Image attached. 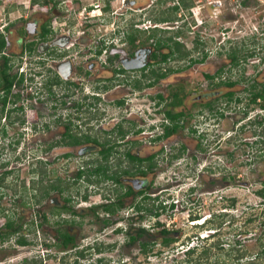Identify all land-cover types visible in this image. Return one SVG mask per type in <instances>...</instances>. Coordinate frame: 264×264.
I'll return each instance as SVG.
<instances>
[{"label": "rangeland", "instance_id": "obj_1", "mask_svg": "<svg viewBox=\"0 0 264 264\" xmlns=\"http://www.w3.org/2000/svg\"><path fill=\"white\" fill-rule=\"evenodd\" d=\"M105 1L48 0L44 5L42 0H0V32L6 39L9 69L25 78L11 88L9 111H0V173L6 172L0 183V234L6 218L18 226L16 234L0 239V264H177L186 259L183 251L191 246L194 252L188 257L196 258L205 250V264H264V100L257 101L263 107L247 100L249 85L264 82V0H185L188 7L178 10L177 21L158 26L179 29L177 39L185 49L197 45L190 56L199 59L203 50L206 57L200 63H188L187 58L153 63L147 52L144 70L132 67L120 73L114 71L121 67L120 60L141 48L120 42L122 32L129 23L141 29L153 26L147 18L172 2L109 0L108 9L102 11ZM33 21L48 22L51 33L46 42L36 41L28 54L20 44L35 39L25 29ZM167 35L170 32L163 36ZM98 48L101 52L96 55ZM232 49L237 56L234 65L227 54ZM56 57L71 60L77 67L72 75L78 78L82 66L92 64V82L83 81L74 95L63 86L45 89L47 76L53 77L47 69L54 73L48 65ZM175 67L178 71L168 72L151 86L133 87L135 80L145 82L142 74L148 76L150 68ZM204 73H218L222 82L231 80L234 85H214L216 78L209 81ZM230 89L238 103L223 95ZM214 90L218 96L212 95ZM91 91L97 98L92 101ZM174 91L181 99L174 110L183 112L185 127L152 140L160 132L163 110ZM13 94L18 99L11 102ZM75 100L78 110L70 107ZM117 100L122 103L116 105ZM207 101L209 108L204 105ZM91 102L87 114L86 104ZM259 119L261 123H255ZM117 123L137 143L115 146L105 164L118 173L125 164L124 150L142 157L155 154L140 200L142 207L159 211L156 218L143 211L140 220L123 219L128 216L125 209L138 199L131 196L121 197L127 208L106 217L108 223L101 221L98 217L104 212L96 207L93 214L88 206L116 199L129 181L122 178L117 185L93 172V163L101 162L97 149L79 152L81 146L61 144L67 124L72 132L104 141L116 138ZM182 144L184 152L171 158ZM78 171L82 176L76 179ZM54 178L66 188L57 200L54 190L42 196L43 180L54 182ZM61 196L71 201L64 203ZM62 204H68L71 213L52 208ZM155 220L158 224L152 225ZM134 221L146 229L138 240L149 243L146 253L139 251L136 241L128 243L122 231ZM57 227L69 230L74 246L54 245ZM161 228L173 238L167 245L160 242ZM20 236L26 243L14 241ZM80 250L82 255H77Z\"/></svg>", "mask_w": 264, "mask_h": 264}, {"label": "flooded vegetation", "instance_id": "obj_2", "mask_svg": "<svg viewBox=\"0 0 264 264\" xmlns=\"http://www.w3.org/2000/svg\"><path fill=\"white\" fill-rule=\"evenodd\" d=\"M44 23L45 22H39V23L36 22L35 23V21L26 23V25H25L26 31L32 32V35H33V37H35V39H32L30 41L21 43L20 47H21L22 51H24V52H26L28 54L32 53L34 51L36 41L46 42L48 40V37H49L50 33H47L45 38H41L39 36V33L41 32V26ZM122 43H125V42H122ZM30 45H31L32 48L28 49V46H30ZM5 47H6V45H5ZM140 47L141 48L135 50L131 55H129V57H123L120 60L121 67L116 68L114 70L115 73L122 72L124 68H132V67H134V69L137 68V70H141V68L143 66L146 68V66L143 65V64H148L149 63V62L145 63V60H144V58H146L147 52H149L148 56H147L148 60H154V59H151V57H150V53L152 51L151 47H149L148 45H143V46H140ZM142 47H146V48H142ZM149 48H151V50ZM98 49L101 52V48H98ZM98 49H96V50H98ZM96 50L94 51V54L98 55L100 52L96 53ZM2 54H4L9 59V57L4 53V50H3ZM58 55H60V54H58ZM185 58L188 59V63H196V62H191L190 61L189 58H193L192 56H186ZM0 60H1V63H2L1 55H0ZM167 61H169V59ZM180 61H182V60H180ZM51 62H53V64H49L48 67L54 69V73L51 72V70L47 69L46 73H51L53 75V77L52 76H47V80L44 82L45 89L50 90V88H51L50 86H52V85L63 86L64 89L65 88H71L70 92L74 95V94L78 93V90H81L83 88V86H84L83 81H85V83H87V84L92 82L93 76L91 75V72H89L91 70V68H92V64H87V65L84 64L82 66L83 68L80 69L81 76L78 78V76H73L72 75L73 74L72 73L73 72L72 69L73 68L76 69L77 67L72 65L71 60L64 59L62 57H59V58L56 57V59H52ZM161 62H163V61H161ZM38 63L41 64V65L44 64L43 60L38 61ZM175 68H177V67H175ZM162 69H165V68H162ZM8 72L10 74L16 73V72H10V69L8 70ZM35 72L37 73L38 71H35ZM35 72L32 73V74H35ZM173 72H176V71H173ZM16 74H17V76H16L13 84L10 87L9 94L11 92V88H12L13 85H16V84L19 85V84H21L23 82V79H25L23 77L22 73H16ZM204 74H207V73H204ZM204 74H203V76H204ZM19 75H22V81L20 83L17 82V79H18ZM208 75L211 76L210 79L206 78L205 76L204 77H205V79H207L209 81H211L213 78H216L215 82H213L214 85L224 84V82H222V80L220 78L221 76H219L218 73H216L215 75L214 74H208ZM217 75H218V77H217ZM135 81L137 82L139 80H135ZM252 84H250L249 88H248L249 92H248L247 100L250 103H258V105L260 107H263V104H261L260 102H257V101L264 100V82L260 83V84L255 83L256 84L255 88L251 87ZM232 85H234V83ZM231 86H227V87H231ZM91 88H92V85H91ZM136 89H138V88H136ZM260 89L262 91V96L261 97H256L255 101H251V99H250L251 92L254 91V90L260 91ZM9 94H8V96H9ZM210 94L211 93H209V95ZM214 94L218 96L216 90H214V93H212V95H214ZM234 94H235L234 90L230 89V90H227L223 95L226 97V100H228V101L229 100H233L236 103H238L240 99L238 98V96H235ZM89 95H90L91 101L94 98H96V97H94V95L96 96V94H94L92 91L89 93ZM157 95H160V94H156L157 101L158 100L161 101L162 96L160 95V97H158ZM8 96H7V98H8ZM15 96L16 95L13 94V98L12 99H18V96L17 97H15ZM207 96H208V93H204L203 94V97H207ZM170 98H171V100L167 104V106H166L167 108H165V110H163L162 117L160 119L161 120V122L159 123V126L161 127L160 132L158 134H155L153 136L152 140H160V139L167 138L168 136H170L173 133H175L178 128H184L185 127V124H184L185 116H183V112L182 111L178 110V112L179 111L182 112V115H181V117H180V119L178 121V124H180L181 127L179 126L176 129L175 132H173V133H171V134H169V135H167L165 137L156 138V136L159 135L163 131L164 127L172 126L173 121L167 117L166 112L167 111L171 112V113L175 112L176 110H174V107H177L179 104L178 105H173V98H174L173 97V92L171 93V97ZM7 101H8V99H7ZM7 101L5 103V107H4L3 110L8 112L10 108H8V106H7ZM121 103H122V101H121ZM121 103L117 104L115 102L116 105H119ZM91 105H92V102L90 104H86V109H87L86 113L87 114H89L88 109L91 108ZM204 105L207 108H209L210 107V102L207 101ZM70 107L72 109H74V110H78L79 103L75 100L74 102L70 103ZM16 109H20V106L16 107ZM76 121L78 122V118H76ZM255 123H257V124L261 123V119L256 120ZM64 128L65 129H64V132H63V135H62V137H63L62 139L63 140L61 141V144L69 145V146H73V147L81 146L79 148V152H83V151L90 150V149L91 150L97 149V150H95V152H96V154H98V159H99V161L101 160V162H99V163L94 162L92 171L96 172V173H100L99 175H101V179L102 180L111 181L113 184H117V185H121V179L122 178H124L127 181H129V184H127L124 187V190L120 194L116 195V199L113 200V198L110 197V198H107L104 203L89 205L88 207H89V211L90 212H92L93 214H94V212L97 213L95 211V208L96 207L100 208V210L102 212H104L105 216H99V217L97 216V217L101 221H103L105 223H108V220H107L108 218H106V217H108L111 214H113L117 209H125V208H127L123 204L124 199H123V201H121V199L123 197L138 196V199L136 201H133V203L128 205V208L125 209V211L127 212L128 216H126V217L124 216V218H123L122 217L123 215H121L119 217H122L123 219L127 218L128 220L129 219L132 220V218L140 220V218L142 217V212L143 211L144 212L147 211L149 214H151L153 216V218L154 217L156 218V217L159 216V211H157V209H151L150 210L149 208L142 207V203H141V200H140V198L142 196H145V193H146V189H147L148 184L145 181V175H146L147 172L151 171L152 167H154L153 165L155 164V161L153 160V158H154L155 154H150L148 156L142 157L138 153L136 154V153L130 152L129 150L126 149L122 153V157L125 158V164H124L123 167H121L119 169V172L117 173L115 171L108 170V168H107V166L105 164L107 159H108V157H110L111 153L113 152V148L115 146H117V145L119 146L120 144H125L127 142H129L131 144L137 143L136 139L129 140L126 137V132H128V130H124L121 127L120 123L115 124V128H113V130H115V132H116V138L115 137H112L113 139L106 138V139H104V141H99L97 138L93 137L92 135H90L88 133H85V132H80L78 130H77V132H72L71 129H70L69 124L65 125ZM120 130L123 131V132L121 133ZM189 131L190 132H194L196 130L193 129V128H189ZM133 132L137 133V132H139V129H135ZM75 138H79V142H72V141H74ZM93 138H95L96 141H94ZM263 142H264V139H263ZM53 143H55V142H53ZM59 143H60V141H59ZM184 150H185V146L183 144L180 145V149H179L178 154H175V155L171 156V158L179 157V154L184 152ZM126 153H128L131 156V158L128 155H126ZM108 171H110V172H108ZM5 173L6 172H1L0 175H5ZM80 176H82V172L78 171L76 173V179L80 178ZM102 180H100V181H102ZM44 181L45 180H43V184H42L43 185L42 196H47L50 190H54L55 194L53 196V200H55V199L57 200L56 196L62 195V192L64 191V189H66L64 186L56 183V178H54V182H52V180H47L46 182H44ZM87 181L89 182L90 180H87ZM194 185H193V187L192 186L188 187L189 192L194 190V187H196ZM259 193L262 196V191L259 192ZM83 197H85V196L83 195ZM62 198H63V201L65 200L64 203H66V202L68 203V201H71V200H69L68 196L67 197H62ZM263 204H264V202H263ZM67 205H65V204H62V205H59V206L56 205V206H52V208L55 209L56 211L60 209V211L71 213V209ZM159 208L161 209L163 207L159 206ZM128 209L130 211L129 213L127 211ZM52 211L53 210L51 209V212ZM194 219H197V218H191L190 220H194ZM5 220L3 221L2 225H4ZM58 221L61 222V221H65V220L60 219ZM194 223H199V221L195 220ZM157 224H158V221H156V220L154 221V223H152V225H157ZM118 227L119 226H116V228H114V229H116L117 231L120 232L121 228L120 227L118 228ZM122 231H124V234H125V237L127 239V242L131 243V242H135L136 241L137 244H138L139 251H141L140 250L141 249V246H140L141 242H139L138 240H139V238H141V236L143 234H146V229L144 228V226H142L141 223L139 224L138 222L134 221L132 225H131V222L128 223V226L123 228ZM65 232L68 235L72 236L73 244H74V236L69 232V230L66 229V228L61 230V228L57 227V229L55 230V233H56L55 244H54L55 246H58V247L62 248V246H61L62 236L61 235L63 233H65ZM12 235L13 234H10V236H12ZM129 236H134L135 239H133L132 241L128 240ZM3 238H0V239H3ZM17 238H19V237H16L14 239L15 242H16ZM18 244H20V243H18ZM64 248H66V247H64ZM148 251L149 250H147L146 252H148ZM78 252H81V255H82V250H80ZM78 252H77V255H79Z\"/></svg>", "mask_w": 264, "mask_h": 264}, {"label": "trees", "instance_id": "obj_3", "mask_svg": "<svg viewBox=\"0 0 264 264\" xmlns=\"http://www.w3.org/2000/svg\"><path fill=\"white\" fill-rule=\"evenodd\" d=\"M38 0H31V3H35ZM43 4L46 5L48 3V0H42ZM160 3L164 2L165 0H158ZM172 4H169L167 6L164 7L163 10H160L159 13H157L155 16L153 17H149L147 18V20H149L150 22L152 21V25L153 26H147L144 29L141 28H137L132 26V23H129L128 25V30H124L122 32V35L119 37V41L121 42H125L126 44H128L130 47H136V46H143V45H148L149 47L152 48V51L150 53V57L151 59H154L153 63H160L161 61L165 62L168 59L171 60H175V61H180L183 60L186 56H190L191 50H195L197 48V45H193L191 49H185L184 44L179 41V39H177L180 35V30L179 29H175L172 30L173 28H160L158 26V24L160 23H170V22H175L178 20V10L181 8H186L188 7V3L185 0H171ZM109 7V0H106L103 4V6L101 7V10L104 11L106 9H108ZM170 32V35L167 36H163L164 33ZM47 33H51L50 28L48 27V22L44 23L41 26V32L39 33V36L41 38H45ZM143 36L142 39H140V37ZM6 45V40L4 38V34L0 32V55L2 58V63L0 65V111L2 112V110L5 107V103L7 101V96L9 94L10 91V87L13 84L17 74H10L8 72L9 68H10V62L9 59L2 54L4 48ZM31 45L28 46V49H31ZM161 49H164V51H160ZM200 58H189L191 62H201L205 57H206V52H204L203 50H200ZM100 50H96V53H99ZM228 57L230 58V62L231 64H236L237 63V56H236V52L235 50H231L228 53ZM148 65V64H147ZM144 66L141 68V70H144ZM162 69V68H161ZM178 68H165L162 69L161 71H156L153 68L149 69V75L146 76L145 74H142L145 82H143L141 85L139 84L140 82H135L133 84L134 88H141L142 86H150L152 85V83L165 76L168 72H173V71H177ZM204 76L208 79H210V75L208 74H204ZM140 80V79H139ZM22 81V75H19L17 82L20 83ZM234 83V81H226L224 82L225 85L227 86H231ZM252 88L256 87V84L253 83ZM17 97L18 95L15 94ZM158 97H160V95H157ZM262 96V91L260 89V91H252L251 92V96L250 99L251 101H255L256 97H261ZM173 105H178L181 102V99L177 96V93L174 91L173 92ZM97 99V98H96ZM16 99H11V102H13ZM116 103H121L120 100H117ZM166 115L169 119H171L173 121L172 126L169 127H164L163 131L156 136V138H160V137H165L173 132L176 131V129L181 125L178 124V121L182 115V112H166ZM120 132L122 133L123 131L120 130ZM94 141H96L95 138H93ZM72 142H79V138H75L74 141ZM126 155H128L130 158L131 156L126 153ZM144 172V171H143ZM4 178V175H0V183L2 182ZM157 214V213H156ZM205 218L202 219V223H204ZM4 231L0 234V238L6 237L10 234H14L17 229L18 226L13 225V221L10 218H6L5 222H4ZM143 233V232H142ZM159 233L161 234V240L160 242L162 243V245H167L169 242L172 241V237L168 236L169 231L166 230L165 228H161L159 230ZM62 240H61V246L62 248L64 247H72L73 244V238L72 236L68 235L66 232L63 233L62 235ZM135 239L134 236H129L128 240H133ZM17 243L20 244H24L26 243V241L24 240V238L19 237L16 239ZM149 243L146 241H141L140 246H141V251L143 253H145L149 247L147 248V245ZM68 245V246H67ZM186 254V259L182 260V261H178L177 264H205L203 259L205 258L206 255V251L205 250H201L200 253L198 254V256L196 258L191 259L190 256L193 252H194V247H187L184 251ZM79 255H81V252H78ZM75 262V260L73 261V263Z\"/></svg>", "mask_w": 264, "mask_h": 264}]
</instances>
